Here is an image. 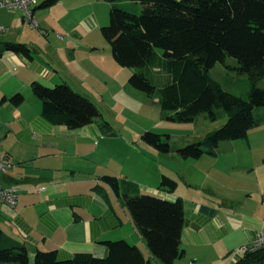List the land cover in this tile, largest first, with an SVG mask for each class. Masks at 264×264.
Segmentation results:
<instances>
[{
    "label": "rangeland",
    "instance_id": "374dc122",
    "mask_svg": "<svg viewBox=\"0 0 264 264\" xmlns=\"http://www.w3.org/2000/svg\"><path fill=\"white\" fill-rule=\"evenodd\" d=\"M70 5L72 10L68 9ZM110 11L111 4L104 0H59L49 8L36 11V28L24 21L21 11H3L1 20L8 31L0 35V46L4 42L25 43L33 50L36 64L31 71H17L19 67L15 64L0 62V90L12 95L14 90L20 89L27 97L24 107L19 109L7 102L4 110H1L0 151L12 150L15 160L20 163L14 161L15 167L22 168L26 177H41L35 172L38 166L43 170L48 158L38 149L26 145L29 140L39 138L41 133L35 128H31L29 132L24 131L22 124L24 119L27 123L34 121L42 112V101L33 94L31 83L38 81L47 87L67 84L75 92L91 100L101 113L94 123L104 126L102 134L99 132L97 136L86 138L81 133L83 131H79L71 137L83 144L81 148L84 149V156L80 157L79 163L76 162L80 168L74 179L89 180L90 183L74 186V190L70 192L83 204L76 208L79 215L86 220L96 215L102 223L108 218L99 202L104 201L105 195L111 197L116 218L123 224L111 230L104 239L127 240L139 245L145 255L150 257L145 241L124 204L123 193L119 197L104 182L103 190H93L100 177H118L122 184L121 192L127 189L125 186L135 184L140 194L157 193L173 201L182 199L188 212L194 208L199 209L202 205L219 211L233 210L223 200L225 190L214 186L211 178L204 175L208 173L225 186L254 189L253 199L249 201L252 210L241 203V196L237 199L240 203L234 209L242 223L240 226L238 223L231 225L229 244H239L245 236L242 232L247 227L251 228L253 223L250 222L256 219L252 213L256 212L255 215L264 219V124L253 129L249 139L221 142L217 158L205 155L201 160L183 159L178 154L179 149L202 141L208 133L224 126L229 117L221 108L217 109L216 121L211 120L209 114H202L194 122H177L171 119L174 112L163 111L158 99L150 98L132 87L129 79L136 70L121 67L115 61L112 48L102 35V27L110 24ZM238 66V62L229 57L224 63H217L210 71V76L222 89L243 99L249 98L254 86L264 89V78L255 81L249 74L240 73ZM16 75L22 82L19 86H11V82L7 81L14 79ZM263 115L264 108L255 110V116ZM58 129L72 132L66 126L55 127L54 131ZM146 132L164 137L169 135L171 152L162 153L147 144L142 138ZM57 137L65 140L70 138L64 134ZM56 160L59 159L51 161L58 163ZM251 165L256 166L253 173ZM221 168L227 170L219 172ZM39 172L43 174V171ZM164 175L178 183L175 192L159 189ZM60 176L63 178L60 179ZM52 179L37 182L35 186L33 183H20L14 185V188L26 186L35 190L47 187L48 191L42 197L34 193L35 200L39 202L45 200L52 189L63 192L66 187L54 189L53 186L71 180L72 174L55 171ZM91 181H94L93 184ZM119 219L117 223H120ZM237 249L239 248L235 250ZM35 255H30L33 264ZM188 261L189 264H198L191 259ZM153 263L161 264L158 260H153Z\"/></svg>",
    "mask_w": 264,
    "mask_h": 264
},
{
    "label": "trees",
    "instance_id": "16d2710c",
    "mask_svg": "<svg viewBox=\"0 0 264 264\" xmlns=\"http://www.w3.org/2000/svg\"><path fill=\"white\" fill-rule=\"evenodd\" d=\"M59 0H45L39 8H49ZM111 4L110 24L102 35L110 44L115 61L135 69L129 84L150 98L158 99L161 109L174 112L172 120L194 122L200 115L218 118L223 109L228 121L196 143L178 150L183 159L218 156L220 143L247 139L254 128L264 124V89L254 86L243 99L222 89L210 71L227 58L238 62L240 73L253 80L264 78V0H104ZM6 52L33 60V50L25 43L4 42ZM33 94L42 101V116L53 125L78 130L93 124L101 113L88 98L69 85L47 87L31 84ZM26 100L19 92L10 98L18 107ZM104 129V126L101 125ZM143 140L162 153L171 152L170 136L146 132ZM101 180L120 197L121 180L104 175ZM178 183L164 175L160 190L175 192ZM124 204L142 235L150 257L141 247L127 240L101 242L105 257L77 253L60 259L58 251L38 250L34 264H175L185 256L181 248L184 228L189 224L185 202L171 201L151 194H123ZM212 215L214 209L203 206ZM0 264H33L25 245L13 244L0 233ZM234 264H264V247L249 252Z\"/></svg>",
    "mask_w": 264,
    "mask_h": 264
},
{
    "label": "crops",
    "instance_id": "0c3cea01",
    "mask_svg": "<svg viewBox=\"0 0 264 264\" xmlns=\"http://www.w3.org/2000/svg\"><path fill=\"white\" fill-rule=\"evenodd\" d=\"M44 1L45 0L40 1L39 5L35 8V15L37 10L44 9L39 8ZM72 8L73 7L70 5L68 9L72 10ZM40 19L43 21V18ZM0 23L2 24L1 16ZM2 61L15 64L19 67L17 71L21 69H29L31 71L36 64L35 59L28 60L23 56H19L11 52H6L0 59V62ZM7 82H11V86H19L22 79L16 75L14 79L8 80ZM19 92L23 93L20 89H16L13 91L12 95H7L4 90H0V112L1 110H4L7 102H10V98ZM2 94L3 97L1 98ZM23 94L26 96L25 93ZM27 96L29 97V95ZM24 103L18 106V108L20 109L21 107H24ZM26 121V119L22 121L24 131L29 132L31 128H35L41 133L39 138H33L34 140L32 141L29 140L26 145L43 152L42 154L48 158V163L45 164L43 170H40L39 166L37 167L38 170L35 173L39 174L41 177H26L22 168L18 169L19 167H14L9 173L1 177V184L11 188H14V185L16 186L20 183H33L35 186L37 182L39 183L43 180L52 181L55 171L60 173L62 171L70 172L72 174V179L55 184V186H53L54 189L56 187H66V189L63 192H57V190L52 189V191L45 196V200L39 202L35 200L34 195L36 194L37 196L42 197L47 193V187L42 186L34 190L24 186V184V187L22 188L18 186L19 188L16 189L20 191V197L17 207L11 209L6 206H0V233L4 235V237L9 238L10 242L13 244L25 245L30 255H35L38 250H41L58 251L59 258L62 256L60 259H69L77 253H91L96 257H105L107 250L101 242L110 240L104 239L106 238L105 236L108 235L111 230L123 224L119 218L120 223H117V214L114 211L111 197L109 195H105L104 201L99 202V206H101V209L108 218L104 223H102L96 215H94L92 219L88 220L79 215L76 208L83 204L79 203L76 197H73L70 192L74 190V186L90 183L89 180L79 181L74 179L75 173L80 168L77 167L76 162L79 163L80 157L84 155L82 152L83 148H81L83 144H81L78 140L71 138L74 135L73 133L77 134L79 131H83L81 132L83 136L89 138L91 136H97L99 132L102 134L104 129L101 127L100 123H93L81 130H70L72 132H63L60 129H58V131H54L55 127L59 126L53 125L47 121L42 116V112L34 121L30 123H27ZM250 133L247 139H249ZM59 134L67 135L70 138L67 140L58 138L57 135ZM0 154L8 156L12 162H17L15 160L14 153L10 149L0 151ZM204 157L205 156L198 160H201ZM54 159H59L56 160L59 162L54 163V161H51ZM17 164L20 163L17 162ZM250 168L253 173L256 166L252 167L251 165ZM225 170L227 169L224 168L223 170V168H221L219 172ZM39 171H41V173L43 171V174H40ZM204 175L210 177L213 185L218 189L220 188L225 190L223 200L233 210L219 211L217 208L206 205H202L199 209H191L189 212L186 210V217L189 220V224L183 230L181 241V248L185 250V256L182 259L177 260L175 264H189L188 259L194 260L198 264H234L235 260H233V258L231 259L232 251L237 247L240 248L249 244L254 240L259 231L264 230V219L262 220L261 217L255 215L256 212H254L252 215L255 216L256 219L250 222L253 223L251 228L247 227V229L242 232L243 235H245L242 241L237 245L229 244L231 241V225L238 223L240 226L242 223L239 215L236 211H234L236 206L240 203L237 199L241 196L243 199L241 203L245 204L249 210H252V207L249 205V201L253 199L252 194L254 189L253 187L239 189L228 187L221 184L211 175H208V173H204ZM62 178L63 177L60 176V179ZM98 180L99 182L96 186H93V190L95 189V191L104 189V183L101 180V177ZM93 182L94 181H91L92 184ZM43 187L46 188V190L39 192V189ZM125 187H127V189L122 192L123 194H140L135 184ZM239 193L246 195H241ZM155 195L173 201L172 199L157 193H155ZM263 200L264 197L262 199L264 206ZM203 206L214 209L216 213L212 215L209 212L202 211L201 208ZM226 243L227 246L225 247L224 245Z\"/></svg>",
    "mask_w": 264,
    "mask_h": 264
},
{
    "label": "built area",
    "instance_id": "2783aa9c",
    "mask_svg": "<svg viewBox=\"0 0 264 264\" xmlns=\"http://www.w3.org/2000/svg\"><path fill=\"white\" fill-rule=\"evenodd\" d=\"M39 5L38 0H0V16L3 10H18L21 11L26 22L33 28L38 27L35 19V8ZM8 30L0 23V35H3ZM8 156L0 154V179L5 174L9 173L14 167ZM46 188H40L39 192L45 191ZM20 197V191L16 188L6 187L0 182V206H6L14 209L17 207ZM264 247V230L259 231L254 240L239 249L232 252V258L235 263L249 252H254Z\"/></svg>",
    "mask_w": 264,
    "mask_h": 264
}]
</instances>
